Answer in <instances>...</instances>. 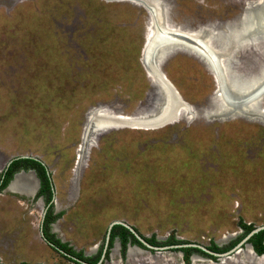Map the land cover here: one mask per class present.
<instances>
[{
	"label": "rangeland",
	"instance_id": "1",
	"mask_svg": "<svg viewBox=\"0 0 264 264\" xmlns=\"http://www.w3.org/2000/svg\"><path fill=\"white\" fill-rule=\"evenodd\" d=\"M261 1L156 0L160 19L150 0H0V180L14 158L43 161L55 187L50 234L87 259L106 250L101 264H186L181 248H166L171 239L231 250L245 234L241 224L264 226V98L253 114L222 115L221 108H235L222 90L228 66L247 92L260 88L264 36L241 40L228 66L220 62L218 93L199 54L171 47L157 65L166 60L189 116L163 127L135 120L90 137L86 130L91 112L136 119L157 109L161 92L143 64L144 44L156 34L148 39V28L210 30L216 46L228 48L245 9ZM156 50L148 54L153 68ZM10 187L0 192V264H75L42 239L48 203L36 197L40 187L33 197ZM116 220L164 249L129 244L124 255L117 236L106 258ZM260 263L264 255L248 244L225 258L191 256V264Z\"/></svg>",
	"mask_w": 264,
	"mask_h": 264
},
{
	"label": "bare ground",
	"instance_id": "2",
	"mask_svg": "<svg viewBox=\"0 0 264 264\" xmlns=\"http://www.w3.org/2000/svg\"><path fill=\"white\" fill-rule=\"evenodd\" d=\"M150 2L153 3L154 6H156L158 8V13L160 14V19H161L162 17H161V13H160L161 11L159 10V8H160L159 4H157L156 0H150ZM140 5H142V4H140ZM157 18H158V16H157ZM242 22H243V30H234L235 31V35L233 37L234 42L232 43L231 47H228L230 49L222 48L220 46L219 47L216 46L214 39H213L214 33L210 30H201L198 32L187 31L188 33H191V35L200 42V44L202 45V48H203L202 51L195 49V48H192L193 49L192 51L194 53L200 55V57L202 58V61L210 68V70H214V71L217 70V71H219V73H221L220 62H221V64L223 63L224 66H226V67L228 66V61H229L228 58H229V55H231V51L233 50L232 48L236 47L238 45V43H240L241 40L243 41V39H246L249 37L259 38V37L264 36V3H262V1H261V2H257L255 4V6L251 5V6L247 7L244 11ZM153 27L154 26L148 28V32H147L148 39H150L155 33L156 34H155L154 39L151 40L147 46V51L145 52L143 64H144L146 70L148 71L149 79L153 82L155 87H157L159 92H161V99H160L158 107L154 111V113L143 114L142 116L136 117V119L134 117H128V116L119 115V114H118V116H115L114 117L115 120H118L122 124L134 123V121L136 120V121H138V123H149V124H153V125L158 123V125H159L160 122L165 123L166 121H169V122L173 121L174 118H177V115L179 116V114H181L182 116L185 117L186 116L185 114L188 115L190 112V109L185 105H183L182 108L176 107V104L174 105V103H173L174 100L164 91V89L161 87V85L154 80V74H152L153 76L151 75V73H153L152 71L155 70V68L151 67L152 62H150V58L148 59V56H149L148 54H149L150 48L155 47L151 43L161 42L162 39H164L163 36L159 35V33L156 30H153ZM170 29H173V28H170ZM178 30H181V29H178ZM223 31H224V29H223ZM226 35H228V34H226ZM155 48H157V50L155 52H153L154 54L151 58V61H156V65H157L161 62L162 57H165V54L171 49V47H164V48L159 47L158 48V46H156ZM240 55H241V53H240ZM241 56H240V58H241ZM235 64L237 65V63H235ZM226 71L228 73L227 76H229L231 81L229 84H227V83L223 84V90L222 91L225 93V95L233 98L235 108H233V109L232 108L231 109H222L221 108L220 111H221L222 115L223 114L226 115L227 113L230 114L231 112H235V113L238 112V114H240L242 116H246L249 113H252V114L255 113L254 112V105H255L254 103H256V101L259 100V98L264 93V81H263L264 80V70H263V73H261L260 77H258V78L256 77L258 80H261V82L263 81L262 82L263 84L260 86V88H258V87L255 88L256 86L255 87L251 86V89H249L248 92L245 90V84L241 85V83L237 81V77H236L237 75H234V76L232 75V72L230 71L229 66L227 67ZM236 74H237V72H236ZM253 74H254V72H253ZM254 77L255 76H253V78L250 82L256 81V79H254ZM246 83H247V81H246ZM90 114L91 115L89 116V120H88V124H87L88 126H87V130H86V136H88V137H90V135H89L90 131L95 130V132H96L98 130L108 128L110 125L113 124L112 121H109V122L105 121L104 117L102 116V113H101V115H97L98 113L91 112ZM112 114H114V113H112ZM87 141H89V140L87 139ZM87 144L88 143H85V146ZM85 146H82V150L81 149L79 150V160H82V158H83L82 156L84 153ZM11 190L14 192H18L20 194H23L25 196H28V197H33V196H35V194L37 193V190H38V180H36V178L34 177L33 174L32 175L19 174L18 176H16L15 180L11 184ZM57 194H58V192H57ZM60 200H61V198H60ZM250 253L254 254L251 250H250ZM261 261H263V260H261Z\"/></svg>",
	"mask_w": 264,
	"mask_h": 264
},
{
	"label": "water",
	"instance_id": "3",
	"mask_svg": "<svg viewBox=\"0 0 264 264\" xmlns=\"http://www.w3.org/2000/svg\"><path fill=\"white\" fill-rule=\"evenodd\" d=\"M114 1H124V0H114ZM264 3V0L263 2ZM156 18V17H155ZM157 19V18H156ZM179 28V27H178ZM159 35L163 36L164 39H162L161 42H156V43H151L153 44L155 47L158 46L160 48H163V47H181L180 45H182L183 47H189V48H195V49H198L200 51L203 50L202 48V45L200 44V42L194 38L191 33H188L186 30H178L177 28H173V29H165V27H162L160 26H157V30H156ZM146 45H148V42L145 43V47ZM144 47V48H145ZM174 54V53H173ZM173 54H170L168 55L171 56ZM209 55V54H208ZM167 57V58H168ZM166 58V59H167ZM166 61V60H165ZM164 61V62H165ZM164 62L161 64V65H154L155 66V70L152 71L154 74V80L159 83L161 85V87L164 89V91L173 98V100L176 102L177 106H179L180 108L183 107V104H189L188 102H186L182 95L180 94V92L177 90V88L174 86V84L170 81V79L167 77L166 75V72L165 70L163 69V66L164 65ZM214 78H215V81H216V91L215 93H218L219 92V88H220V85L222 84V80H223V77L221 75H219V71H211ZM153 76V75H152ZM214 93V94H215ZM264 98V93L263 95L259 98L258 101H260L258 103V108L260 110H262V107H261V101L263 100ZM210 105V103L208 104V106ZM192 108H194L192 105H190ZM106 109V108H104ZM115 115V114H114ZM114 115H111V117H105L104 119L106 120H113V117H115ZM119 115H121L119 113ZM118 116V115H116ZM197 117V115H195ZM194 116V117H195ZM132 126H135V125H129V124H125V125H118V123H115V124H112L110 125L107 129H104V130H111V129H119V128H127V127H132ZM165 125H160L158 127H163ZM18 159H33V160H37V161H40L43 163V165L46 166V164L41 161L39 158L37 157H34V156H28V155H24V156H20V157H17V158H14L12 160L9 161L7 167L5 168L6 170L11 166V164L18 160ZM48 169V174L50 175V179L52 181V184H53V175L51 173V171L49 170V168L47 167ZM33 174L35 176V178L38 180V184L40 185V180L38 177H36V173L35 171L33 170H30V171H25V170H22L20 171L19 173H16L15 176H14V179L11 181V183L9 184V186H11L12 182L15 180L16 176H18L19 174ZM8 186V187H9ZM7 187V188H8ZM40 187V186H39ZM55 200V187H54V184H53V201L54 202ZM46 213H47V210H45L44 212V216H43V221L45 219V216H46ZM116 225H122L126 228H128L137 238L138 240L147 248L149 249H152V250H155V249H164L162 247H158V246H154L152 244H150L145 238H143L142 236H140L138 234V232L134 229V227L128 225L127 223L125 222H122V221H119V220H116V221H113L110 226H109V230H108V235H107V240H106V246L108 245V243L110 242V238H111V233H112V230L114 228V226ZM261 231H264V226H259V227H256L254 228L237 246H235L233 249L227 251V252H223V253H220V252H213L212 250H208L200 245H195V244H184V245H172V246H168L166 248H183V247H194V248H199L200 250H202L203 252H205L207 255L209 256H214V257H220V258H225V257H228L230 256L232 253H234L235 251L239 250L244 244H248L252 249V245L249 243L250 239L260 233ZM41 236H42V239L46 241L45 239V236H44V233H43V230H41ZM47 242V241H46ZM51 247H53L54 249H56L60 254L68 257V258H71L75 261H78V262H82L80 259L66 253L65 251H63L62 249L56 247L54 244L52 243H49ZM106 249V248H105ZM105 251L104 250V254L102 256V259L101 261L98 263V264H101L102 261L104 260L105 258ZM255 252V251H254ZM256 253V252H255ZM257 254V253H256ZM258 255V254H257ZM259 256V255H258ZM263 256V255H262Z\"/></svg>",
	"mask_w": 264,
	"mask_h": 264
},
{
	"label": "trees",
	"instance_id": "4",
	"mask_svg": "<svg viewBox=\"0 0 264 264\" xmlns=\"http://www.w3.org/2000/svg\"><path fill=\"white\" fill-rule=\"evenodd\" d=\"M25 170V171H30L33 170L36 172L38 178L41 181V188L39 193L37 194V198L41 197H46L47 203L50 204V208L48 211V214L45 219V228L47 230L48 236L51 240L55 242V244L60 247L62 250H64L66 253L80 259L82 262L75 261L71 258H68L64 256L65 258L69 259L70 261L74 262L75 264H98L104 252L102 251L99 258L96 260H91L85 258L82 254L75 253L72 249H70L66 244L61 243L59 240L55 238L53 234H50V231L48 230V226L55 220V218H51L50 216V209L53 206V184L50 179V175L48 174V169L47 166L43 165L42 162L33 160V159H18L14 161L11 166L3 173L2 179L0 180V192L5 190L11 181L14 179V176L16 173H19L20 171ZM241 228L244 230L245 234L243 237H241L234 245L237 246L253 229L254 227L252 225H247V224H241ZM119 236L121 239V246H122V252L125 255L128 249L129 244L135 245H143L138 238L126 227L122 225H116L114 226L112 233H111V238H110V243H109V248L106 252V258L109 255V250L113 245V242L115 238ZM149 243H151L154 246H160L162 245L161 243L157 242L155 239H146ZM170 243L172 245L175 244H180L179 242H176L174 239H171ZM249 243L252 245L253 250L259 255L262 256L264 255V231H261L260 233L254 235ZM144 246V245H143ZM232 248V249H233ZM211 250L213 252H224V250L220 249L218 246H213L211 247ZM181 252L184 253V258H185V263L186 264H191V256L193 253L196 252H201L205 255H207L205 252L200 250L199 248H194V247H183L180 249ZM211 259H216L214 256H209ZM21 264H28V263H21Z\"/></svg>",
	"mask_w": 264,
	"mask_h": 264
},
{
	"label": "flooded vegetation",
	"instance_id": "5",
	"mask_svg": "<svg viewBox=\"0 0 264 264\" xmlns=\"http://www.w3.org/2000/svg\"><path fill=\"white\" fill-rule=\"evenodd\" d=\"M144 47H145V44H144ZM144 47H143V49H144ZM142 53H143V50H142ZM174 54H176V53H174ZM211 102V101H210ZM6 171V169L3 171V173ZM3 175V174H2ZM38 177V176H37ZM1 179H2V176H1ZM40 180V179H39ZM40 188H41V181H40ZM39 188V189H40ZM40 191V190H39ZM54 203V202H53ZM49 208H50V204H47V208H46V210H47V213H46V216H47V214H48V211H49ZM46 216H45V219H46ZM45 219H44V221H43V224H42V230H43V233H44V236H45V239H46V243L48 244V242L49 243H52V244H54L56 247H58L56 244H55V242L53 241V240H51L50 238H49V236H48V233H47V230H46V228H45ZM42 235V234H41ZM49 246H50V244H48ZM51 247V246H50ZM52 249H54L53 247H51ZM58 248H60V247H58ZM61 249V248H60ZM55 251H57L56 249H54ZM64 251V250H63ZM58 252V251H57Z\"/></svg>",
	"mask_w": 264,
	"mask_h": 264
},
{
	"label": "crops",
	"instance_id": "6",
	"mask_svg": "<svg viewBox=\"0 0 264 264\" xmlns=\"http://www.w3.org/2000/svg\"><path fill=\"white\" fill-rule=\"evenodd\" d=\"M39 187V186H38ZM10 190H11V187H10ZM12 191V190H11ZM38 192V191H37Z\"/></svg>",
	"mask_w": 264,
	"mask_h": 264
}]
</instances>
